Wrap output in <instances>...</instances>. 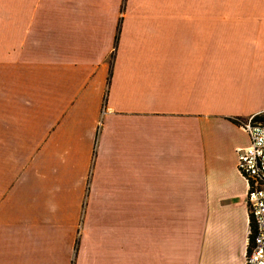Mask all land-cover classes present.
<instances>
[{
	"label": "crops",
	"instance_id": "1",
	"mask_svg": "<svg viewBox=\"0 0 264 264\" xmlns=\"http://www.w3.org/2000/svg\"><path fill=\"white\" fill-rule=\"evenodd\" d=\"M262 111L264 0H0V264H243Z\"/></svg>",
	"mask_w": 264,
	"mask_h": 264
},
{
	"label": "built area",
	"instance_id": "2",
	"mask_svg": "<svg viewBox=\"0 0 264 264\" xmlns=\"http://www.w3.org/2000/svg\"><path fill=\"white\" fill-rule=\"evenodd\" d=\"M264 111L238 119L249 136L248 144L238 150L236 167L247 186L246 202L253 220L252 242L243 264H264Z\"/></svg>",
	"mask_w": 264,
	"mask_h": 264
},
{
	"label": "rangeland",
	"instance_id": "3",
	"mask_svg": "<svg viewBox=\"0 0 264 264\" xmlns=\"http://www.w3.org/2000/svg\"><path fill=\"white\" fill-rule=\"evenodd\" d=\"M132 30H134V32L137 35H147V36H154L155 37V36H159V30L160 29L132 27ZM175 31H176L177 34H175L174 31L172 30L171 34H168V36L176 37V36H179L178 34H181L179 36V39H185L186 38L187 34H185L186 32H184L185 31L184 29H178V30H175ZM187 32L189 33V31H187ZM190 32H191V35H193L192 37H194L196 39H200V38H204V39L208 38L207 40H210V39H221L222 43H224L223 40H233V38H234V33H232V32H222V33L221 32H204V31H199V30L190 31ZM236 36L239 38L238 33H237ZM156 38H162V35L160 37H156ZM240 40H243V39L240 38L239 41ZM163 45L164 44H160V46H163ZM215 48L216 47L208 48V49L214 51ZM164 51H167V48ZM140 205L141 204H133V211H135L134 213H137V212L139 213ZM136 207H138V210H136Z\"/></svg>",
	"mask_w": 264,
	"mask_h": 264
},
{
	"label": "trees",
	"instance_id": "4",
	"mask_svg": "<svg viewBox=\"0 0 264 264\" xmlns=\"http://www.w3.org/2000/svg\"><path fill=\"white\" fill-rule=\"evenodd\" d=\"M257 119H263L264 120V117H259V118L257 117ZM249 215H250V213H249ZM249 228H250V231L253 229V220L251 218V215H250V225H249ZM250 242H252V235H251V233H249V241H248V245H247L246 251H249L250 250L249 249Z\"/></svg>",
	"mask_w": 264,
	"mask_h": 264
}]
</instances>
